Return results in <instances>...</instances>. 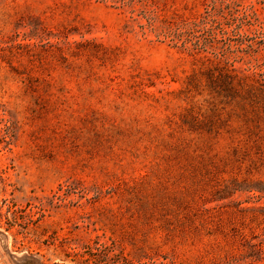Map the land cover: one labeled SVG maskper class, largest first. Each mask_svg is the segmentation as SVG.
<instances>
[{"label":"rangeland","instance_id":"obj_1","mask_svg":"<svg viewBox=\"0 0 264 264\" xmlns=\"http://www.w3.org/2000/svg\"><path fill=\"white\" fill-rule=\"evenodd\" d=\"M146 3L0 0V264H264V0Z\"/></svg>","mask_w":264,"mask_h":264},{"label":"trees","instance_id":"obj_2","mask_svg":"<svg viewBox=\"0 0 264 264\" xmlns=\"http://www.w3.org/2000/svg\"><path fill=\"white\" fill-rule=\"evenodd\" d=\"M115 5H119L121 7H128L130 8V12L133 14L136 9V5H140L141 8L139 10V14H143L144 17L147 19V22L149 25H151L157 18H158V9L157 8H149V5H147L146 0H109ZM141 28H144V25H140ZM251 248L256 250V252H260V246L258 243H252L248 242ZM113 251L112 247L107 245L106 243L99 244L95 251H92L90 248H88L86 251H84V254L88 255L89 258H92L93 264H98L102 261H104L106 258L109 257V254ZM77 254V253H76ZM83 257V256H82Z\"/></svg>","mask_w":264,"mask_h":264}]
</instances>
